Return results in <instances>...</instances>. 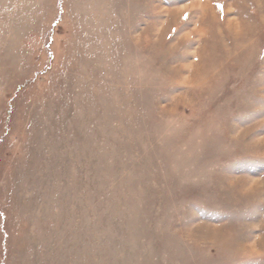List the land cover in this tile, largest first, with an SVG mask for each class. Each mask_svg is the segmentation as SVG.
I'll return each mask as SVG.
<instances>
[{"label": "rangeland", "instance_id": "obj_1", "mask_svg": "<svg viewBox=\"0 0 264 264\" xmlns=\"http://www.w3.org/2000/svg\"><path fill=\"white\" fill-rule=\"evenodd\" d=\"M0 264H264V0H0Z\"/></svg>", "mask_w": 264, "mask_h": 264}]
</instances>
